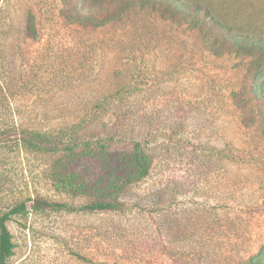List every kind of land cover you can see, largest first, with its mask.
Segmentation results:
<instances>
[{"label": "rangeland", "instance_id": "374dc122", "mask_svg": "<svg viewBox=\"0 0 264 264\" xmlns=\"http://www.w3.org/2000/svg\"><path fill=\"white\" fill-rule=\"evenodd\" d=\"M201 1L240 36L264 38V0ZM59 8V0H0V218L23 200L29 205L4 222L14 244L4 263L255 259L264 248V97L254 93H264V72L254 78L257 63L154 11H131L79 35ZM33 13L37 41L26 33ZM108 94L107 107H97ZM34 126L62 139L79 126L113 152L140 142L150 172L122 194L119 211L33 209L36 195L73 207L89 200L49 185L51 153L20 140ZM46 141L61 148L83 140ZM116 158L88 155L82 170L92 166L95 176L102 165L95 160Z\"/></svg>", "mask_w": 264, "mask_h": 264}, {"label": "trees", "instance_id": "16d2710c", "mask_svg": "<svg viewBox=\"0 0 264 264\" xmlns=\"http://www.w3.org/2000/svg\"><path fill=\"white\" fill-rule=\"evenodd\" d=\"M59 14L62 21L69 29L76 30L80 35L81 30L89 33V30L105 28L111 22L122 21L131 11L150 10L158 13L163 18H171L173 21L187 22L197 27L204 37L217 46L221 51L248 55L253 63H257L253 69L254 78L263 77L260 66L264 67V38L250 35H241L213 13L211 6L201 0H59ZM36 14L30 16L26 27L27 36L32 41L39 39ZM74 26V27H72ZM84 32V33H85ZM252 68V67H251ZM257 72V73H256ZM256 73V75H255ZM261 87L259 88L260 92ZM257 96H263L254 92ZM114 94H108L95 102L97 107H107ZM105 98V99H104ZM74 126L66 139L60 138L50 128L42 126L25 127L21 132L20 140H34L30 144L35 152L51 153L48 168V183L58 191L73 194L75 196H87L88 201L77 207L68 206L66 202L49 201L36 195L33 198L31 208L42 210L47 208L109 212L119 211L123 207L122 194L138 184L150 172L151 159L146 154L142 143L135 142L129 149L110 151V146L103 142L104 139L95 141L94 134L83 131ZM84 130V129H82ZM63 137V136H62ZM46 140H83L61 148L47 143ZM117 156L114 164L101 162L102 159H110ZM88 155L96 156L101 160L95 176L90 175L93 169L81 164ZM116 161L117 164H116ZM27 200H23L13 206L0 218V226L10 219L12 215L28 212ZM14 244L8 229L0 235V264H5L4 259L13 253ZM247 264H264V248L255 259Z\"/></svg>", "mask_w": 264, "mask_h": 264}, {"label": "water", "instance_id": "95a60500", "mask_svg": "<svg viewBox=\"0 0 264 264\" xmlns=\"http://www.w3.org/2000/svg\"><path fill=\"white\" fill-rule=\"evenodd\" d=\"M5 231H6V227H5V225L3 224L2 227H1V236H2V238H3V235H4ZM1 264H2V263H1Z\"/></svg>", "mask_w": 264, "mask_h": 264}, {"label": "crops", "instance_id": "0c3cea01", "mask_svg": "<svg viewBox=\"0 0 264 264\" xmlns=\"http://www.w3.org/2000/svg\"><path fill=\"white\" fill-rule=\"evenodd\" d=\"M227 24V23H226ZM229 25V24H228ZM229 26H231V25H229Z\"/></svg>", "mask_w": 264, "mask_h": 264}]
</instances>
